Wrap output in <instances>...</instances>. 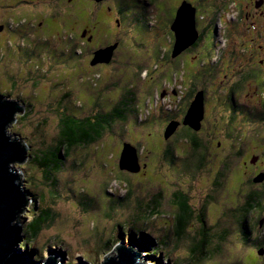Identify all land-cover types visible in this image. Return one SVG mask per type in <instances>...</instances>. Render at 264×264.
I'll list each match as a JSON object with an SVG mask.
<instances>
[{
  "label": "rangeland",
  "instance_id": "obj_1",
  "mask_svg": "<svg viewBox=\"0 0 264 264\" xmlns=\"http://www.w3.org/2000/svg\"><path fill=\"white\" fill-rule=\"evenodd\" d=\"M235 1L238 5L243 1L249 6V11L252 13L249 22L237 21L236 17L239 13L237 7L228 10L229 14L226 17L224 15L220 30H223L221 32L223 35L219 37L217 33L219 22L215 21L214 12L208 13V18L204 15V18L199 19L200 23H207L210 18H213L212 23L216 28L215 33L209 37L212 50L208 54L205 53L204 58L201 57L202 52L199 53L197 46L183 50L178 56L171 57L175 59L179 57L181 61L184 59L181 69L176 68L175 70V68L169 69L170 62L163 56L171 50L174 38L169 29L170 23L168 26L166 24L180 0H124L122 1L124 12L122 16L117 11H107L106 6L108 4L113 6V0H100L98 7H94L91 11L85 8L82 10L81 7L70 10V6L68 7L70 2L65 0L60 14L46 7L43 0L41 2L44 4L41 2L28 4L23 0H0V95L7 92L10 96L6 95L3 99L15 101L21 107L26 106L25 102L32 106L27 116H25L26 111L14 112V120L6 126L12 140L19 139L17 141L25 148V160L23 158L22 161L10 164L18 172L22 182L21 186L29 191V198H31L21 212V220L26 223L32 216L38 215L42 208H49L53 215V222L43 229L39 235V241L42 243L45 241L58 242L57 247H45L36 252L35 246H25L31 249L28 251L23 247V240L22 242L20 240V248L23 251L31 253L35 260H45L49 253L60 258L65 252L62 255L61 264L103 263L114 248L110 251L107 249L117 239L116 231L112 230L114 221L128 217L130 210L127 205H137L135 200L126 203L127 185L124 184V179L132 182L131 195L140 197V199L144 198L143 202L149 200L147 196L150 193L162 190L164 194V199L161 201V213L166 215L150 216L146 224L149 231L159 236L152 235L148 230L145 231L148 235L144 236L146 238L156 237L157 242H159L157 237L165 238L164 241L168 240L165 243L168 247L163 244L165 254L162 253L159 256L161 260L159 264L170 263L167 262L169 257L166 258L170 250V257L174 260L196 264L192 262L193 258L189 261L187 257L191 256L190 248L196 241L193 235L195 227H186L187 233L181 238L176 236L175 219L172 216L176 207L170 195L171 191L176 188H182L189 195L190 203L199 207L205 195L210 193L211 179L204 172L194 176L192 173L197 171L195 167L188 169L187 171L190 172L186 173L178 168L183 160L195 159V157H190L192 154L190 144L182 140V136L180 137L184 125L181 123L177 125L175 131L167 138L163 137V133L168 116L176 113L175 107L178 108L177 111L180 114L177 113L175 116L178 118L177 121L181 116V120L184 119L187 109L198 93L196 91L203 89L205 117L203 121L201 120V128L196 135L207 141L211 134L214 144L219 143L218 152L214 151L212 144L207 145V149L213 152L211 153L212 162L209 158L207 165L212 167V165L215 166L217 160L223 157L222 149L233 144V139L227 135L228 130H225V127L222 128L223 123L230 121L233 111L239 116L231 126L230 136H233V131L245 132L249 129L247 125L244 127L243 124L240 125V119L250 111V108L256 106V109L261 111L264 92L256 93L253 90L255 79L242 81V59L239 62L225 60L224 62L230 63L226 66L220 64L219 69L215 66L212 68L218 62L221 51H226L231 42L238 41L240 35L248 31L250 24L251 27L258 25L264 27V5L255 9L253 7L255 0ZM52 3L55 4V0ZM77 4H80L79 1ZM66 11L72 14H67ZM225 11L227 9L222 12V15ZM43 15L54 16L52 24L49 23L52 26L51 31L46 25L47 18L43 20L45 19ZM119 17L120 23L116 26L114 19ZM81 18L84 23L78 22ZM113 38L114 41L119 42L120 46L117 43L116 50L112 49L110 53L104 51L110 46L107 45L108 41ZM222 40L226 43V50H224V44H220ZM239 42L248 44L246 51L249 53L256 40H249L248 43L247 40L241 39ZM262 44L264 45V42ZM48 46L51 48L48 49ZM96 48L104 51L103 55L105 57L109 55V58L108 61L91 65V56H93V51L97 50ZM188 61L199 62L198 67L203 69V73L209 78L206 77V80L195 78L194 80L193 77L191 81V72L196 75L199 69L193 66L192 70L189 67L184 70V64ZM204 61L210 65L207 71L205 70L207 64H203ZM142 68L144 71L139 74L138 71ZM229 68L231 70L227 71ZM192 82L197 85L195 89ZM236 83L238 85L236 89L241 88V90L235 100H230V90L235 89L233 85ZM124 88L133 91L137 104L141 106V111L143 110L139 119L140 125H133V116H130L123 123L112 124L111 128L108 127V130H105L102 136L91 145L73 150L65 164L55 174L57 184L55 187L50 186L43 179L40 168L30 160L28 151L36 153L39 149L55 142L59 133V112L70 110L68 104L69 106L71 103L74 105L71 107L74 115L80 118L86 117L102 112L101 110H109L99 104L109 106L114 103L119 96L125 93ZM163 92V98H161ZM188 93H191L189 103L187 102L188 105L183 104ZM217 95L218 100L215 98ZM18 97L25 98V102L19 100ZM61 100L65 101L61 102ZM230 101L232 105L228 107ZM254 121L256 125H259L258 121L261 120L255 119ZM258 131L260 132L261 129ZM204 133L206 136L203 135ZM259 138L262 144L264 134L262 133ZM125 141L137 145L136 147L141 150V159L147 162L144 171L130 173L121 172L118 169L119 152ZM160 141L164 143V148L166 146L179 147L174 150L176 153L173 156L177 163L167 159V165L159 162L152 168L148 165V161L156 158V154H162L159 150ZM244 144H247V140ZM249 144L244 146L246 153L243 160L240 159V163L246 166L255 163L254 174L264 176V158L261 162L259 161L261 153L256 154L257 157L253 163L250 155L251 153L255 155L254 151L259 152L260 145ZM233 153L235 152L224 153V155H229L232 161V157H235ZM237 164L236 160H233L232 164L229 163L228 169L229 167L233 169ZM207 165L203 171H206ZM260 169L262 171H259ZM245 171L248 169L246 168ZM229 176L228 174L226 179H221L224 182L216 193H211V195H218L219 201L222 202L216 207L213 205L215 203H212L213 206H210L209 211L215 216L223 205L225 209L223 219L229 217L230 209H233L230 207L234 204V200L236 201L235 198L240 199L241 195H237L236 191L229 188L231 183L229 181H232V177L229 180ZM33 190L46 193L44 202L39 194L38 198L34 199L37 196L32 193ZM119 198L124 200V203L121 200L122 204H119ZM256 217H259L258 220L264 219V213L260 216L257 213ZM228 222L229 219H224L221 223L227 224ZM256 226L262 236L255 237L253 229L252 240L258 244L259 248L264 249V221L260 228L258 222ZM236 235L237 233L231 232L225 240L221 239L224 241L221 246L222 252L210 260L205 259L197 264L264 263V254L260 256L257 253L258 246L246 244ZM219 239L211 238L209 241L211 248L219 246ZM59 241H64L63 245ZM119 244H123L125 248L128 247V241L125 239L122 243H117ZM46 246H51V244ZM143 253L141 251L134 263L136 264L135 261L138 259L140 264L141 261H144L143 264H153L151 258L144 257Z\"/></svg>",
  "mask_w": 264,
  "mask_h": 264
},
{
  "label": "trees",
  "instance_id": "obj_2",
  "mask_svg": "<svg viewBox=\"0 0 264 264\" xmlns=\"http://www.w3.org/2000/svg\"><path fill=\"white\" fill-rule=\"evenodd\" d=\"M24 2L32 3V2H41L42 0H23ZM65 1V0H64ZM62 1V2H64ZM80 4H70V10L71 8L76 9L77 7H81L80 9H88V6L90 5L86 0H78ZM122 1L124 0H119L120 6L122 7ZM133 1V0H132ZM149 1V0H148ZM154 1V0H151ZM54 2V1H53ZM193 3V6L196 9V20H197V25H198V31H199V36L197 38V41H201L200 43V50H201V57H206L205 53H209L212 50L211 47V42L209 41L210 35H213L216 31L214 26H209L208 23H200L199 21V16L200 18H204V15L206 18H208V15L210 12H214L215 16V21L220 20L219 14H222L224 10H226L227 7H229V4L231 0H191ZM42 3V2H41ZM57 2H55L56 4ZM44 4V3H42ZM47 7V6H46ZM55 8L53 10H56V14H60L62 8H60L57 4L54 6ZM78 9V11L80 10ZM90 11V8L88 9ZM67 14H72V12L66 11ZM242 12V11H241ZM209 13V14H208ZM55 14V15H56ZM174 16V14L172 15ZM43 17L46 20V25L51 31L52 26L49 25V23L52 24V20L54 16L47 17V15H43ZM211 21L213 18H210ZM81 23H84L83 19L81 18V21H78ZM22 24V23H21ZM259 31H263L264 27L258 25ZM172 33V32H171ZM248 35L249 32H243L242 36L240 35V39L238 41L231 42L226 50V43H224V50L226 51H221V54L219 56L218 62L212 66V68L215 66L216 69L220 68V64L222 66H226V64H229L230 62L233 61H244L245 56L248 54L247 53V48L248 44H244L242 42H239L241 39H245L248 41ZM239 38V36H238ZM261 39L264 41V35L261 36ZM111 40V39H110ZM108 41V44L111 43V41H114V38L111 41ZM167 40H169L167 38ZM197 41L192 45V48H196ZM239 42V43H238ZM113 43V42H112ZM28 46L29 44L26 43ZM25 44V45H26ZM118 46L119 42H118ZM173 46V45H172ZM213 46V45H212ZM164 47V46H163ZM191 47V46H190ZM37 48V47H36ZM51 46H48V49H50ZM35 49V48H34ZM95 51V50H94ZM93 51V52H94ZM172 51V48L171 50ZM169 50L167 51L168 53L163 56L166 57V60L170 62L169 69L172 68L176 70L181 69L182 62L184 59L181 61L178 58H171V52ZM61 55L63 53L61 52ZM74 55V53H73ZM93 55V53H92ZM183 57V56H181ZM93 58V56H91ZM173 59V60H172ZM212 59V58H211ZM171 60V61H169ZM210 60V59H208ZM230 61V62H224V61ZM172 61H176L173 63ZM196 61H188L185 62L184 64V70L186 67H189L190 70H192L193 66L194 68H198V78L206 80L205 78H209L208 75H205L203 73V69H200L198 67L199 62L195 63ZM191 63V64H189ZM203 64H207V61H204ZM177 66V67H176ZM210 65L209 63L205 67V70L209 69ZM211 68V69H212ZM253 68V70H252ZM231 70V68L227 69ZM138 71V69H137ZM144 68H142L138 73L143 72ZM243 71L245 75V79L248 78H253L255 74V66L253 64L250 65H243ZM190 75V80H192L193 72ZM197 76V75H196ZM194 82H192V85ZM243 84V83H242ZM241 85V83L239 84ZM196 83L194 84V89L196 87ZM199 86V85H198ZM234 88L230 90L229 93V98L230 100L233 99L235 100L236 95H239V90L236 89L238 87L237 83L233 85ZM125 89V93L119 96V99L116 100L114 103L110 104L109 106H106L105 104H99L101 107H106L109 108V110L104 111L101 110L102 112H98L92 115H87L86 117H78L74 115V110L71 109V107H74V105L71 103V106L68 107L70 110L66 111H60V118H59V133L58 137L56 138L55 142L53 144H50L43 149H39L38 152L33 153L31 151H28V155L30 156V160L34 161V163L40 168V170L43 173V179L46 180V182L52 186L55 187L57 184V179L55 177V174L59 172L58 170L62 168V166L65 164L67 158L70 157L71 152L76 149H82V147L89 146L92 143H94L96 140H98L102 134L104 133L105 130H108V127L111 128L112 124H115L117 122H125L126 119L130 116H133L132 123L133 125L137 124L140 125L141 122H139V119L141 118L140 115L143 114V110L141 111L140 107L137 104V99L134 96L133 91L130 89ZM193 89V90H194ZM6 91V90H5ZM203 91V89H202ZM10 96L7 94V92H3L1 96ZM216 100L219 99V96H215ZM19 100H22L25 102V98H19ZM27 101V100H26ZM65 100H61V102H64ZM26 106L23 107V111H26L25 116H27V113L31 112L32 106L30 103L25 102ZM143 104V103H141ZM220 104V103H219ZM231 105V101L228 104V107ZM83 106V105H82ZM80 106V107H82ZM250 108V107H249ZM178 108H175L176 113L173 115L175 117L178 113ZM232 113V112H231ZM263 110L259 111V109H256V106L250 108V111L246 113L241 119V124L243 127H249L248 130L245 132H235L233 131L232 134L233 136H230V131L232 130V125L236 118L239 116L236 114L235 111H233L232 115L230 116V123L229 120H227L226 123H223V127L225 130H228L227 135L233 139V144H230L227 146L228 148L222 149L223 151L221 152L223 154V157L219 160H217L215 166L212 165L208 166L209 164V158L210 161L212 162V154L213 152H210L211 150L207 149L208 144H212L214 147V151L218 152V145L219 143L214 144V140H212L211 134L208 136L209 140H204L200 139L201 137H197L196 133L197 131H194L190 127L183 126L182 128V133L180 137L182 136V140H185L187 143L190 144V149L191 153L190 157H195L190 158L187 160H183L178 168L182 169L183 173L190 172L187 171L188 169L195 167L197 171L191 172L194 176H198L200 174H208L209 178L211 179V186H210V193L205 195L203 201H201V205L199 207L193 206L190 203V197L189 195L182 189V188H176L175 190L171 191V199H173V203L175 204L176 211L172 214L173 218L175 219L174 224H175V234L178 238H181L182 236H185L187 233L186 227L192 228L193 226L195 227V231L193 235L195 236L196 241L193 243V245L190 248V253L191 256L189 257V261L191 258H193L192 262H203V260H210L217 256V254L222 252L221 246L223 245L224 241L231 232L234 234L237 233L236 237L243 239V242L246 244H251L258 246L252 239V230L254 229L255 231V237H261L262 233L258 232V228L256 226V223L258 222V227L260 228L261 225V219L258 220L256 217L257 213L263 214L264 213V176L263 180L258 181L256 178L258 174H254V171L251 173L245 171L246 170V165L240 163V159H242L245 156V147L249 143L253 144H259L260 146V151L258 152H253L255 154L261 153L260 156L263 159L264 158V139L263 143L260 144V135L263 133L264 134V126L262 125L261 121L259 125H256V122L254 121L256 118L260 119L263 115ZM179 115V113H178ZM241 115V114H240ZM24 116V117H25ZM23 118V117H22ZM254 118V119H252ZM141 121V120H140ZM224 121V119H223ZM250 124V125H249ZM238 125V124H235ZM255 125V126H253ZM261 125V126H260ZM261 129L259 132L258 130ZM214 133V131H212ZM208 133V131L206 132ZM203 135L206 136L204 133ZM159 140V138H157ZM247 140V144L245 145L244 143ZM157 141V140H155ZM159 142V141H158ZM186 143V144H187ZM250 145V144H249ZM137 146V145H136ZM160 146L159 148L160 153L162 154H156V158L149 160L148 165L152 166V168L157 165L159 162L162 164L164 162L166 164L167 159L170 162L177 163V161H174V155L176 150L179 147H173V146H166L164 148V143L160 141ZM187 146V145H186ZM185 146V147H186ZM157 147V146H155ZM138 151L140 149L137 147ZM229 149V150H228ZM227 150V151H224ZM235 154V157H231L229 155H224V153H232ZM252 156V153L250 154ZM249 155V156H250ZM151 157V155H150ZM230 157V158H228ZM233 160H236L237 166H235L233 169H231L229 166V163L232 164ZM243 160V159H242ZM167 165V164H166ZM207 165V169L205 170V167ZM171 168V166L169 167ZM213 170L211 171L210 170ZM119 169V168H118ZM120 170V169H119ZM209 170V171H208ZM123 172V170H121ZM229 176V180L232 177V181L230 183L229 188L231 190L236 191L238 193L237 195H240V199L235 198L236 201L234 200V204L230 207L233 209H230V215L229 217H225L224 219H229V222L227 224L221 223L223 219V214L225 212L224 206L222 205L220 210L218 211L217 215L213 216L211 212L209 211L210 206L213 204L214 207L216 205L221 204L222 201H219L218 195H211L212 192L216 193L220 186L223 184L224 181H221V179H226L227 175ZM236 177L238 179H236ZM120 179V177H118ZM123 179V178H122ZM124 184L127 185V196H126V203H129L130 201L135 200L137 205L131 206L127 205L128 209L130 210V213L128 214V217H125L124 219H116L114 221V225L112 230L116 231L117 233V239L114 240V242H108L109 244L111 243V247L108 248L107 250L110 251L112 248H115L117 243L123 242V239L128 241V244L131 248H138L139 251H142L144 249V257L151 258L153 261V264H159L161 262L160 260V255L162 253L165 254L163 250V244H165L168 240H165V238L162 237H157L159 242L155 241L156 237H151L149 236L148 238L144 237L146 234L145 231L148 230L146 224L149 221V217L151 216H161V215H166L161 213V201L164 199V194L161 191H157L153 194H148L149 200L145 199L146 201L143 202V199H140V197L133 196L132 194V182L124 180ZM241 188V189H240ZM32 193L36 195L34 199L36 200L38 198V194L41 196L42 202H44L45 195L43 191H36L33 190ZM122 199H118L119 204L121 203ZM122 203H124V200H122ZM121 203V204H122ZM125 203V204H126ZM35 205V204H34ZM33 205V207H34ZM212 205V206H213ZM38 207V205H37ZM213 207V209H214ZM120 210V208H119ZM117 211L120 214V211ZM113 216V215H112ZM53 222V215L51 210L48 209H43L39 211V214L36 216H32L31 219H29L26 223L24 221L22 222V227H23V246H30L34 247L38 252L41 248L46 247V245L51 244L53 246H58V242H50V241H45V243H42V241H39V235L43 231V229L48 227V224H52ZM24 223V224H23ZM174 230V229H172ZM149 231V230H148ZM150 233L155 234L154 232L149 231ZM190 232V231H189ZM193 232V231H192ZM146 235V236H147ZM156 236H159V234H155ZM25 238V239H24ZM214 238H220V243L219 246L217 247H212L209 244V241ZM264 238V237H263ZM162 239V240H161ZM222 239V240H221ZM155 242V243H153ZM60 244L63 245L64 241H59ZM159 243V244H158ZM162 245V246H161ZM168 247V244H165ZM164 245V246H165ZM143 248V249H142ZM259 248V246H258ZM170 250V249H169ZM257 252H259L257 250ZM171 250L169 251V254L166 256L168 258L167 262H170L169 264H186L187 262L184 260H174L172 257H170ZM138 254V253H137ZM172 260V262H171ZM140 263V261L138 260ZM144 261H141V264ZM247 263V262H246ZM238 264H242L241 262ZM264 264V263H262Z\"/></svg>",
  "mask_w": 264,
  "mask_h": 264
},
{
  "label": "water",
  "instance_id": "obj_3",
  "mask_svg": "<svg viewBox=\"0 0 264 264\" xmlns=\"http://www.w3.org/2000/svg\"><path fill=\"white\" fill-rule=\"evenodd\" d=\"M170 29L174 34L171 56L175 57L192 45L197 38L194 26V8L190 3L183 1L179 5ZM116 44L113 43L104 51L110 53L112 49H115ZM104 51L95 50L90 64L108 61L109 55L105 57ZM201 95L202 92L196 93V97L192 100L183 119V124H187L195 130H199L203 117V97ZM22 111L23 107L18 103L5 100L0 95V264H56L55 260L58 258L54 254H47L45 260H35L31 253L20 248L19 238L22 242L23 231L21 212L29 201L30 194L21 186L22 182L18 172L10 164L23 160L25 148L22 143L18 142L19 139L16 138L18 141L12 140L6 126L14 120V112L22 113ZM176 126L177 122L167 125L164 132L165 138L175 130ZM118 167L130 172L139 171L136 149L129 143L124 142L122 145ZM256 179L261 181L263 175L259 174ZM122 245L116 246L109 253L111 255L108 254L101 264H135L134 260L140 254L139 250L131 248L129 244L127 248ZM135 262L137 264V259Z\"/></svg>",
  "mask_w": 264,
  "mask_h": 264
},
{
  "label": "flooded vegetation",
  "instance_id": "obj_4",
  "mask_svg": "<svg viewBox=\"0 0 264 264\" xmlns=\"http://www.w3.org/2000/svg\"><path fill=\"white\" fill-rule=\"evenodd\" d=\"M44 2H45V6H47V7H49L50 9H54L55 7L54 6H56V4L61 8L62 7V5H63V3H65V1L64 0H55V2H57L56 4H54V3H52L54 0H43ZM62 1H64V2H62ZM66 1H68V2H70V4L72 5V4H75V5H77V3H78V0H66ZM90 5L88 6V9L90 8V11L91 10H93L94 9V7H98V2L100 1V0H98V1H96V0H86ZM102 1V0H101ZM105 1H107V0H105ZM114 2H113V6L112 5H107L106 6V9H107V11H109V12H111L112 10L115 12V11H117L121 16H122V14L124 13L123 11H122V8H123V6L121 7L120 6V3H119V0H113ZM181 1V0H180ZM262 1V5H264V0H261ZM52 3L51 5H48V3ZM100 3V2H99ZM70 4H68V7H69V5ZM97 5V6H96ZM178 6V5H177ZM177 8V7H176ZM246 9H248L249 10V6L246 4ZM175 12V11H174ZM174 12H173V14H174ZM173 17V16H172ZM172 17L168 20V23H167V25L166 26H168V24L170 23H172ZM120 21V17L119 18H115L114 19V23L116 24V26H118L119 25V22ZM170 24H169V27H170ZM85 31H86V29H84ZM247 32H250L249 30L247 31ZM83 35V34H82ZM249 35H251V33H249ZM248 35V36H249ZM264 35V30L263 31H256L255 32V34H253L252 36H254V37H252V36H250L251 37V39H250V41H253L254 39L256 40V42H254V44L252 45V49H251V51L245 56V59H244V61H243V65H250V64H253L254 66H255V74H254V76H253V78H248V79H255V84H254V91L256 92V93H260V91H262V93L264 92V45L262 44L264 41H263V39H261V36H263ZM118 43V41H111V43H109V44H107V45H112L113 43ZM200 43H201V41H197V45H198V47H199V53H200ZM191 48V47H190ZM190 48H188V49H190ZM96 49H99V48H96ZM114 50H116V49H114ZM181 56H182V54H181ZM252 70H253V68H252ZM243 79H242V81L243 80H245V75H244V71H243ZM195 78L197 79L198 78V75L196 76L195 74H194V80H195ZM201 80V79H200ZM242 83V82H241ZM175 93V92H174ZM190 97H191V93H188V97H186L185 99H184V102H183V104H185V103H189V100H190ZM203 97H204V95H203ZM188 103H187V105H188ZM182 104V105H183ZM177 105H180V104H177ZM232 105V104H231ZM256 105V104H255ZM207 106H208V104H207ZM179 108H181L180 106H178ZM183 107V106H182ZM205 107V106H204ZM232 107V106H231ZM186 108H187V106H186ZM233 108V107H232ZM261 110H263V118H264V102H263V104H262V109ZM180 115V114H179ZM180 117V116H179ZM204 117H205V115L203 116V119H204ZM181 118H182V116H181ZM181 118H180V121H182L181 120ZM178 119V118H177ZM177 119H176V121H177ZM203 119H202V121H203ZM263 125V124H262ZM184 126H186V127H189V126H187V125H184ZM264 126V125H263ZM191 128V127H190ZM201 128V127H200ZM192 129V128H191ZM194 130V129H193ZM194 131H196V130H194ZM259 155V154H258ZM252 160V163L255 161V160H253V159H251ZM260 162L262 161V158H260V160H259ZM246 168L248 169V171L247 172H249V173H251L252 171H255V163L254 164H251V165H247L246 166ZM250 170V171H249ZM259 171H262L261 169L259 170Z\"/></svg>",
  "mask_w": 264,
  "mask_h": 264
},
{
  "label": "bare ground",
  "instance_id": "obj_5",
  "mask_svg": "<svg viewBox=\"0 0 264 264\" xmlns=\"http://www.w3.org/2000/svg\"><path fill=\"white\" fill-rule=\"evenodd\" d=\"M202 97H203V93H202V95H201ZM23 112V111H22ZM202 119H203V117H202ZM201 119V120H202ZM200 127H201V121H200ZM192 128V127H191ZM192 129H194V128H192ZM200 129V128H199ZM195 130V129H194ZM197 131V130H196ZM19 241H20V238H19ZM27 249H29V248H27ZM29 250H31V249H29ZM140 264V263H139Z\"/></svg>",
  "mask_w": 264,
  "mask_h": 264
},
{
  "label": "clouds",
  "instance_id": "obj_6",
  "mask_svg": "<svg viewBox=\"0 0 264 264\" xmlns=\"http://www.w3.org/2000/svg\"><path fill=\"white\" fill-rule=\"evenodd\" d=\"M29 201H31V198H29ZM47 248V247H46Z\"/></svg>",
  "mask_w": 264,
  "mask_h": 264
}]
</instances>
